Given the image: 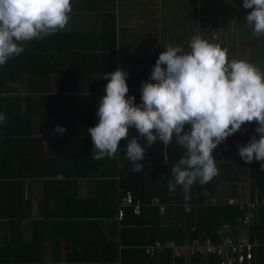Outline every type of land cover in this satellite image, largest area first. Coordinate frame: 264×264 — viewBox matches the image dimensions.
Here are the masks:
<instances>
[{"label": "crops", "instance_id": "obj_1", "mask_svg": "<svg viewBox=\"0 0 264 264\" xmlns=\"http://www.w3.org/2000/svg\"><path fill=\"white\" fill-rule=\"evenodd\" d=\"M99 6L103 8L93 11L80 1L72 4L70 24L64 31L78 35L62 39L59 45L54 44L51 60L46 64L53 72L50 80L42 86L50 93L33 96L28 92L31 87L28 76H22L19 85V88L24 89L22 111L27 112V98L30 97L34 115L32 129L22 128L20 132L6 130V135L5 129L10 127L8 124L0 130V137L5 133L8 136L5 143L12 142L15 149L10 153L12 149L0 142V169L12 170L14 166L20 169L17 172L25 185L24 200L27 201L26 206L23 199H13L8 208L1 204L0 264H108V260L103 257L105 250L121 239L122 224L119 222L124 219V215L122 218L118 216L119 201L122 195L132 192L128 190L124 193L119 187L120 171L131 168L126 159V149L122 152L119 145L114 158L105 157L100 161L92 159L93 144L87 129L98 123L96 111L100 98L106 94L103 78L106 72H112L115 68L128 72L127 79L130 80L127 81V95L135 96V103L140 104L141 84L149 80L159 54L166 50L165 45L179 44L188 51L189 42L195 35L227 49L230 58L246 60L264 70V36H256L248 27L246 14L251 9L243 7V0H115L102 2ZM234 18L236 20L233 23ZM210 21L223 29L220 42H214L204 33V26ZM111 22L115 25L113 32L108 29ZM59 71L64 73L65 81ZM133 85H136V89H133ZM71 89H81L78 95L88 103L87 108L78 115L66 111L62 116H52L55 119L54 127H66L63 134L55 132V128L45 130L46 118L49 116L46 112L50 108L48 105L57 101L71 106L76 95L70 92ZM50 96L53 99L46 100ZM33 97L36 104L32 103ZM134 131L135 128L130 129L131 135L139 136ZM251 137L243 125L240 131L229 136L213 151L217 165L222 162L231 165L228 168L234 174L230 182L225 180L220 185L216 196L207 198L204 203L191 204L194 209L200 205L235 206L233 201L248 203L264 198H259V193L252 189L259 183L256 179L258 170L264 171L261 162L253 160L246 163L238 152L237 146L246 144ZM140 143L147 149L146 141ZM177 145L175 140L170 145H163L157 140L151 148L148 147L140 163L144 165L142 170L152 168L153 171L144 173L142 178L139 174L137 179L131 181V186L138 194L143 192L150 195L165 185L167 160L172 156L171 162H178L172 161V158L185 152L182 147L177 149ZM169 151L173 152L169 154ZM12 154L17 161L15 165L7 160ZM74 175L83 177L75 178ZM0 179H3L0 182L4 184L9 182L7 178ZM110 180L118 185L117 214L98 219L104 223L103 226L87 227L85 222L89 219L85 218L95 216L94 210L89 203L84 205L78 200H94L98 185L103 188L102 193L108 199L112 196V188L104 182ZM0 194L4 192L0 191ZM155 198L157 196L150 199L152 206H157L152 204ZM21 219V225L12 224L13 220ZM257 219L258 213L251 226ZM162 223L167 225L168 218H164ZM184 232V243L195 239L212 241L207 234L193 238L197 233L193 226H185ZM244 234L246 228L243 225L233 239ZM249 237L252 242H263L254 248L251 264H264L259 262L264 240L252 239L250 231ZM168 255L171 258V251L157 258L140 257L137 262L165 264L164 259ZM177 260L171 258V264ZM184 262L197 264L194 260L191 263ZM198 264H215V261L206 257Z\"/></svg>", "mask_w": 264, "mask_h": 264}, {"label": "clouds", "instance_id": "obj_2", "mask_svg": "<svg viewBox=\"0 0 264 264\" xmlns=\"http://www.w3.org/2000/svg\"><path fill=\"white\" fill-rule=\"evenodd\" d=\"M251 9L246 23L256 36H264V0H243ZM72 0H0V66L19 56L28 43L67 29ZM182 45H165L148 81L140 87L141 103L128 96V72L122 68L106 72L105 95L100 98L95 126L87 131L92 139V159L114 158L121 141H127L126 159L132 172L144 165L146 147L157 140H173L185 152L172 167L169 191L181 188L186 194L199 183H209L220 174L213 151L242 129L255 122L259 134L238 145L246 162H261L264 168V70L242 59L230 58L227 49L200 35ZM0 113V125L6 122ZM135 128L139 136H133ZM65 126H55L63 134Z\"/></svg>", "mask_w": 264, "mask_h": 264}, {"label": "trees", "instance_id": "obj_3", "mask_svg": "<svg viewBox=\"0 0 264 264\" xmlns=\"http://www.w3.org/2000/svg\"><path fill=\"white\" fill-rule=\"evenodd\" d=\"M75 1H80L82 5H87L90 10H96L103 7H98L100 3L115 1V0H72V4ZM97 5V7H96ZM83 9V8H81ZM80 9V10H81ZM108 29L112 32L115 30L114 23L111 22ZM78 34H72L70 32L61 31L56 34H53L50 37H45L43 39L33 40L28 43L25 47V50L17 57L10 59L5 65L0 66V113L6 115V122L4 125H0V130L5 129V127L10 124V127H7L6 130H15L22 131V128L32 129L33 126V113H32V104L30 97L27 98V112L24 113L23 104H22V88H19L22 76H28L30 82V89L28 92L35 95L43 96L44 94L50 93L47 88H42L44 84L50 80L52 70H50L46 64L51 60V54L54 48V44L60 43L62 39H66L68 36H74ZM220 42V41H218ZM79 50V48H77ZM115 65V64H114ZM89 65H86L88 68ZM79 69V68H78ZM112 69L111 71H115ZM61 72V71H59ZM62 80L65 81L64 73L61 72ZM130 79H127L129 81ZM107 79L105 83L107 84ZM106 86V85H105ZM133 89H136L133 85ZM81 89H71L75 95L74 103L71 106H67L61 102L50 103V107L46 112V115H49L46 119L45 130L53 129L54 127V118L52 116H62L66 111L70 114H80L85 108H87V102L81 100L79 95ZM27 92V91H25ZM13 95V96H12ZM53 96L46 98V100H51ZM32 99V98H31ZM36 100L33 97L32 103ZM36 104V102H35ZM86 113V111H84ZM17 123H16V121ZM57 121V120H56ZM245 127L251 133L252 137L256 136L259 138V134L255 132L256 123H246ZM78 128V127H77ZM252 129V130H251ZM137 132L136 129L134 131ZM6 135L8 132H5ZM4 134L0 137V142L5 143V138H8ZM139 135V133H137ZM146 141L145 138L140 137V142ZM147 142V141H146ZM8 147L10 153H13L15 149L13 148V143L9 142ZM127 141H121L120 148L122 152L126 149ZM147 145V144H146ZM149 146H147L148 149ZM151 148V146L149 147ZM180 146L177 145V149ZM173 151H169V154ZM182 153L181 156H183ZM181 156L173 157L172 161H179ZM14 154L9 155L7 160L12 162L14 165L17 161L14 159ZM172 157V156H171ZM167 160V167H165V185L160 188L158 191L152 192L150 195H145L143 192L137 193L131 186V181L137 179V175L140 174V178L144 177V173L148 172V169L141 170L139 173L132 172L130 169H124L120 171V180L119 187L125 193L130 190L132 196L137 199H143L145 205L142 207V212L140 215H135L131 208L123 209L124 219L119 223L122 224V229L120 231V241L114 242L109 245L103 255L107 259L108 264H138L137 260L141 257L144 259L150 258L145 252V248L153 245L156 242L167 243L172 242L176 245H182L185 241V226H193L196 228L197 233L194 234L193 238H200L202 235L207 234L214 243H217L222 237H231L236 238L240 233L242 228V217L243 213L239 210L238 206H233L229 204L221 206H198L194 209L192 213H186L185 204H200L204 203L207 198L214 197L217 195L218 188L220 185L225 182V180L231 181V175L234 174L233 171L229 170V164L225 165L223 162L218 164L220 174L214 177L209 183L206 184H194L189 193L186 194L179 187L175 191H169L168 184L172 179L171 169L177 162H171ZM4 160V158H2ZM18 170L15 169V166L12 170L0 169V178H7L9 182L2 183L0 182V191L4 194H0V209L3 207L8 208L10 202L13 199H23L25 206L27 201L24 200L25 197V185L20 180ZM75 178H80L83 176L74 175ZM258 179L257 185L255 188H252L253 191L259 193V198L264 197V171H259L257 173ZM3 180V179H0ZM107 185L112 188V196L108 199L104 197L102 193V187L97 186V195L96 198L92 201L78 200L79 202L88 203L91 205L94 210L93 213L95 216L85 218V224L87 227H99L103 226V222H100L98 219H103L108 216L116 215L118 211V195H117V184L115 181H105ZM102 183V184H104ZM105 187V186H104ZM236 191V190H235ZM122 195V194H121ZM123 196V195H122ZM154 196H157L159 203L163 204V214L159 212L157 206H152L150 199ZM106 200V201H105ZM78 201L76 203L78 204ZM141 201V202H142ZM105 202V203H104ZM3 204V205H1ZM120 207V201H119ZM97 208V209H96ZM105 209V212L103 210ZM126 212V213H125ZM97 216V217H96ZM164 218H168V224L165 225L162 223ZM91 219V220H90ZM97 219V220H94ZM12 224L21 225V220H13ZM149 226V227H148ZM251 238H260L264 240V210L261 208L258 210V219L255 220L250 228ZM166 252H170L167 250ZM169 256V255H168ZM165 257V264H171L170 256ZM215 261V264H221V261L216 256H207ZM202 258L206 257H195L193 260L198 264ZM259 262L264 263V250L262 251V258ZM185 264L184 259H178L174 264Z\"/></svg>", "mask_w": 264, "mask_h": 264}, {"label": "built area", "instance_id": "obj_4", "mask_svg": "<svg viewBox=\"0 0 264 264\" xmlns=\"http://www.w3.org/2000/svg\"><path fill=\"white\" fill-rule=\"evenodd\" d=\"M233 19V23L235 22ZM222 28L217 27L213 22H208L204 26V33L209 35L214 42L221 40ZM152 172L153 169H149ZM235 205H238L243 212V225L246 228V234L241 235L237 239L230 237H223L215 244L211 240L195 239L188 241L182 245H176L172 243H160L156 242L145 248V252L150 258H157L165 253L167 250L171 251V258L175 259L183 258L185 261L191 263L192 260L199 257L216 256L221 259V264H251L254 258L253 250L261 246V241H251L249 237L250 226L252 220L256 217L258 210L263 208L264 210V198L256 202L241 203L233 201ZM153 205H157L160 212L163 211V207L160 205L157 198L153 199ZM143 203L140 200H136L131 193L123 195L120 201V209L118 216L123 217V209L131 208L135 215H140L142 212ZM185 209L187 212H193L194 205L186 204Z\"/></svg>", "mask_w": 264, "mask_h": 264}]
</instances>
